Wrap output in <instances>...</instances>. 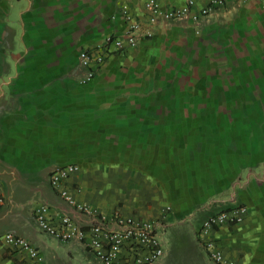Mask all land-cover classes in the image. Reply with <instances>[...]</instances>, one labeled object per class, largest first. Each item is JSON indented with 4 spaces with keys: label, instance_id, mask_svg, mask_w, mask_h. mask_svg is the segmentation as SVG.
<instances>
[{
    "label": "crops",
    "instance_id": "obj_1",
    "mask_svg": "<svg viewBox=\"0 0 264 264\" xmlns=\"http://www.w3.org/2000/svg\"><path fill=\"white\" fill-rule=\"evenodd\" d=\"M145 1L0 0V236L32 243L36 264H78L58 259L80 244L49 237L34 217L45 203L82 221L48 182L73 164L63 187L77 201L163 219L156 264H212L196 230L238 204L244 219L210 238L228 260L264 264V0H228L197 23L152 28ZM156 1L161 10L186 2ZM193 1L191 14L219 0ZM123 5L152 36L90 82L69 79L81 50L125 34ZM0 264L29 257L2 245Z\"/></svg>",
    "mask_w": 264,
    "mask_h": 264
},
{
    "label": "built area",
    "instance_id": "obj_2",
    "mask_svg": "<svg viewBox=\"0 0 264 264\" xmlns=\"http://www.w3.org/2000/svg\"><path fill=\"white\" fill-rule=\"evenodd\" d=\"M227 1H215L191 14L193 0H186L181 8L171 7L165 10L160 9L156 0H146L145 23L149 28L181 20L197 23L210 15L216 4L223 6ZM122 15L128 24L123 36L108 35L101 44L80 51L79 66L85 74L79 79V83L84 84L93 80L111 56L135 49L141 38L152 36V30L148 28L144 31L137 16L127 5L122 6ZM77 172L78 167L73 164L57 167L49 174L48 182L58 193L61 201L82 221L79 223L69 215H52L50 207L44 203L34 210L35 221L40 231L60 243L80 244L85 251L94 256L98 264H156L164 254L160 239L164 227L163 219L145 221L124 216L119 211L106 214L87 203L77 201L63 187L65 181ZM245 215L246 208L238 204L215 212L197 228L199 245L210 263L241 264L239 261L224 258L222 252L217 249L215 240L210 238V234L221 227L234 226L241 222ZM2 245L25 252L29 257V264H36L42 259L39 250L21 236L10 233L0 236V247Z\"/></svg>",
    "mask_w": 264,
    "mask_h": 264
},
{
    "label": "rangeland",
    "instance_id": "obj_3",
    "mask_svg": "<svg viewBox=\"0 0 264 264\" xmlns=\"http://www.w3.org/2000/svg\"><path fill=\"white\" fill-rule=\"evenodd\" d=\"M75 74L79 75H84L85 72L81 67L78 65V67L74 70V72H70V75H68L69 79H75ZM73 244H71L72 246ZM62 251H64L63 256H60L58 261L59 263H87V264H98V261L94 258L93 255L90 253L86 252L80 245H74L73 248H71V256L69 255L68 251L63 249L62 247L60 248ZM60 255L61 252L59 253Z\"/></svg>",
    "mask_w": 264,
    "mask_h": 264
}]
</instances>
